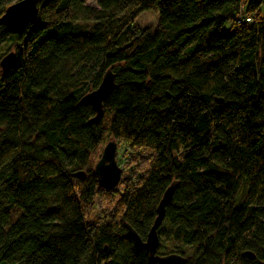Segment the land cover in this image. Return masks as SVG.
Returning <instances> with one entry per match:
<instances>
[{
	"label": "trees",
	"instance_id": "1",
	"mask_svg": "<svg viewBox=\"0 0 264 264\" xmlns=\"http://www.w3.org/2000/svg\"><path fill=\"white\" fill-rule=\"evenodd\" d=\"M85 1L40 0L23 31L0 25V59L13 53L0 68V264H164L125 226L144 240L173 181L159 255L264 264V0ZM154 8L153 32L134 24ZM107 68L91 123L77 101ZM110 139L127 177L106 190L93 168Z\"/></svg>",
	"mask_w": 264,
	"mask_h": 264
},
{
	"label": "water",
	"instance_id": "2",
	"mask_svg": "<svg viewBox=\"0 0 264 264\" xmlns=\"http://www.w3.org/2000/svg\"><path fill=\"white\" fill-rule=\"evenodd\" d=\"M39 1L40 0H18L9 4L0 16V25L11 34L23 31L36 20ZM12 56L13 53L10 51L0 59V68L2 70L7 67ZM114 78L115 74L110 68H107L102 74L97 87L79 97L77 105L90 106L94 112V116L89 120L91 123L98 121L101 115L102 103L107 99L113 88ZM215 101L221 102V99L215 98ZM116 147L117 143L115 140H108L102 150L99 160L95 163L93 168L98 185L106 190L114 189L121 179V168L116 161ZM74 176L83 178L84 172L77 171L74 173ZM176 186L177 183L173 181L162 193L156 206V216L144 240L140 239L129 225L125 226L128 237L133 241L136 247L146 250L151 261L164 264H184L186 261V258L178 253L163 255L157 253L159 246L157 229L164 218L165 207L171 201ZM242 256L253 257V254L249 251H244Z\"/></svg>",
	"mask_w": 264,
	"mask_h": 264
},
{
	"label": "rangeland",
	"instance_id": "3",
	"mask_svg": "<svg viewBox=\"0 0 264 264\" xmlns=\"http://www.w3.org/2000/svg\"><path fill=\"white\" fill-rule=\"evenodd\" d=\"M85 5L92 11L95 12L98 7H97V0H86L85 1ZM157 19H158V14H157V10L154 9H149V10H145L142 11L141 13H139L136 18L134 19V24L137 25L140 28H144L147 27L150 32H153L156 28V23H157ZM78 23L85 25V21H82L79 17L76 20ZM225 26H228V23L225 24ZM124 38L121 37L119 39V43L123 42ZM5 52V51H4ZM264 145V132L262 137L260 138V140L258 141L257 147H261ZM122 152H123V148L121 146H117L116 147V157L120 162L122 161ZM126 172L121 173V180H123V178H126ZM245 191V190H244ZM243 196V186L240 187V190L237 193V198H241Z\"/></svg>",
	"mask_w": 264,
	"mask_h": 264
},
{
	"label": "built area",
	"instance_id": "4",
	"mask_svg": "<svg viewBox=\"0 0 264 264\" xmlns=\"http://www.w3.org/2000/svg\"><path fill=\"white\" fill-rule=\"evenodd\" d=\"M251 17L249 16H242L241 18L237 19V22H242V23H249L251 22Z\"/></svg>",
	"mask_w": 264,
	"mask_h": 264
}]
</instances>
